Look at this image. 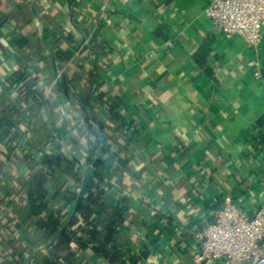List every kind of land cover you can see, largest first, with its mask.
I'll return each mask as SVG.
<instances>
[{"label":"crops","instance_id":"obj_1","mask_svg":"<svg viewBox=\"0 0 264 264\" xmlns=\"http://www.w3.org/2000/svg\"><path fill=\"white\" fill-rule=\"evenodd\" d=\"M207 2L0 0V264L10 262L9 240L19 242L21 264L51 256L52 242H45L56 232H45L27 197L35 174L44 176L46 210L61 211L63 230L74 222L75 264H119L148 251L138 264H195L198 248L178 228L208 223L228 199L247 214L264 203V41L254 50L241 36L215 32ZM29 58L27 71L37 79L28 88L23 79L12 84ZM255 62L261 78L253 75ZM110 106L124 117V132L106 121ZM96 161L102 164L94 168ZM91 172L104 180L92 188L93 199L104 191L112 203L122 193L135 209L137 219L118 220L109 244L119 262L91 244L80 251L91 227L73 220L74 203L57 197L59 187H77ZM102 214L93 217H103L104 230Z\"/></svg>","mask_w":264,"mask_h":264},{"label":"trees","instance_id":"obj_2","mask_svg":"<svg viewBox=\"0 0 264 264\" xmlns=\"http://www.w3.org/2000/svg\"><path fill=\"white\" fill-rule=\"evenodd\" d=\"M4 24L3 18L0 17V28ZM96 38V37H95ZM95 38L93 40V43L95 44L93 47L94 51H102L103 47L101 44L97 43L95 41ZM54 54L62 61L66 60V54L63 53L59 46L56 45L54 47ZM33 66V58H29L27 60H21V64L19 67V70L17 74L14 76V78L10 81L12 84H16L23 79V83L21 88L24 87L28 88L29 86H32L30 84H33V81L37 79V77L32 76L31 73L27 71V68ZM28 81H30L28 83ZM17 85V84H16ZM82 105L89 104L88 103V97H83V100L81 99ZM108 114L106 116L107 120L109 122L116 123L115 129H120L124 132V124L125 119L124 117L114 108L113 106H110L109 109H107ZM85 113L82 112V116L85 118ZM88 120H92L93 122L97 123L99 126H104L105 123L102 119L97 117H89ZM89 132H91V129H88ZM107 139L113 140L116 139L113 136H106ZM129 141V140H128ZM128 141L125 143V145L128 144ZM51 160V159H49ZM59 159L57 160V164L59 163ZM102 163L99 161H96L93 163L94 168L100 166ZM92 173V172H91ZM44 176L42 174H35L33 176V180L25 184L26 191H27V197L30 202L31 208H32V214L36 216H40L41 220H43V224L45 226V232L46 233H55V236L53 240L45 242V244L49 245L51 242V256L48 257L44 262L37 263L36 264H58V259L63 258L64 261H66L69 264H75L78 260V256L70 252L69 248L72 245V239L69 236V229L73 225V221L67 225V222L65 223L67 225V229L63 230V225L61 226L63 216L61 215V211L56 208H52L49 210L47 209L48 202H44L45 196H46V189L44 186ZM101 174H96L93 172L90 176L88 175V181L85 185V188L81 189L83 177L80 176L78 179H76V182L78 183V186H70L72 184L71 181H68L67 188L65 190H61L59 187V191L57 194V197H61V199L64 201V206L74 203V213L72 214V218L77 219L78 221H82L85 223L87 227H91V238L90 242L85 244L84 242L81 244L79 240L76 242H79L81 244V250L86 249L89 247V245H92V248L95 249L98 253H103L107 258H109L113 262H119V252H117L114 249L109 248V244L113 242L114 237L117 234L116 226L118 225V220H123L125 218H129V222L133 223L135 219H137V216L134 214L135 209L131 205V202H127L128 197L122 195V193H118L119 195H116V198L112 200V203L110 202V199L106 196V193L104 191L99 192V200L98 198L93 199L94 191H91L94 185L97 183L98 180H101L103 183V179L100 178ZM73 183V182H72ZM105 184V182H104ZM83 190V191H82ZM81 191V192H80ZM81 194V196H80ZM95 202H98V205L101 207L100 212L102 211L103 214L106 215L108 218V223L106 224L104 230L102 229L101 225L103 223V217H100L99 220L94 219L93 217V210L91 209V206L95 204ZM121 202L126 203V206L122 209L120 207ZM143 205L137 206L140 210V213L142 215L146 211L145 208H143ZM124 213V214H123ZM102 214V215H103ZM71 216V215H70ZM168 220V223H171L170 218H166ZM127 220V221H128ZM137 221V220H136ZM101 228V229H100ZM102 235H105V241H101L100 237ZM19 243V242H18ZM18 243L16 241L9 240L7 242L3 243V246L7 249V253L5 254V258H9L10 262L9 264H21L23 252L21 251V246H18ZM49 247V246H48ZM114 248V247H113ZM69 250V251H68ZM67 251V254L65 257H63L64 252ZM40 250H37L34 254H39ZM150 255V251L143 252L140 255L136 256H128L127 262H120L121 264H138L143 259H148ZM119 263V264H120Z\"/></svg>","mask_w":264,"mask_h":264},{"label":"built area","instance_id":"obj_3","mask_svg":"<svg viewBox=\"0 0 264 264\" xmlns=\"http://www.w3.org/2000/svg\"><path fill=\"white\" fill-rule=\"evenodd\" d=\"M116 1L124 5L147 0ZM203 11L215 32L226 38L241 36L250 48L260 49L264 41V0H208ZM93 36L91 31L89 39ZM250 64L253 75L261 78L257 63ZM91 209L97 215L101 207L95 202ZM178 230L191 234L198 248L195 264H264V203L255 213L247 214L228 199L225 208L215 212L208 223L202 226L186 223Z\"/></svg>","mask_w":264,"mask_h":264},{"label":"water","instance_id":"obj_4","mask_svg":"<svg viewBox=\"0 0 264 264\" xmlns=\"http://www.w3.org/2000/svg\"><path fill=\"white\" fill-rule=\"evenodd\" d=\"M53 68H54V72H55V75L57 76V66H56V63H55V58L53 57ZM57 85L59 86L60 85V80L57 79ZM87 183V178L84 179V182H83V188H85V185ZM83 191V190H82ZM81 196V194H80Z\"/></svg>","mask_w":264,"mask_h":264}]
</instances>
